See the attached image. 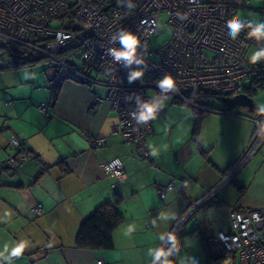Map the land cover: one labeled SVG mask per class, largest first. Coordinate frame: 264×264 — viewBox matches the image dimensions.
Returning <instances> with one entry per match:
<instances>
[{
  "label": "crops",
  "instance_id": "0c3cea01",
  "mask_svg": "<svg viewBox=\"0 0 264 264\" xmlns=\"http://www.w3.org/2000/svg\"><path fill=\"white\" fill-rule=\"evenodd\" d=\"M249 2L236 15L264 20V0ZM37 63L5 62L0 67V160L13 152L11 133L23 139L30 153L12 172L0 164V251L5 244L11 248L30 241L10 264H151L147 251L159 246V233L168 232L192 204L217 188L182 224L171 260L181 264L191 257L196 264H207L208 247L223 251L215 234L228 229L231 209L264 210V142L220 186L250 142L255 129L251 120L229 112L205 113L167 94L163 114L152 120L142 150L113 131L119 119L106 86L86 84L62 70L39 72ZM252 97L254 111L238 110L256 116L264 105V89ZM42 103L49 116L39 110ZM98 136L104 138L102 145L92 143ZM151 148L156 156L149 154ZM113 158L124 165L123 180L104 174L101 164ZM159 183H172L174 191L161 199L155 188ZM115 200L122 219L112 233L113 248L77 247L81 222L101 203ZM37 203L42 212L33 215L30 208ZM161 211H173L177 218L157 221L154 228L151 221ZM129 225L135 226L131 235L126 234Z\"/></svg>",
  "mask_w": 264,
  "mask_h": 264
},
{
  "label": "built area",
  "instance_id": "2783aa9c",
  "mask_svg": "<svg viewBox=\"0 0 264 264\" xmlns=\"http://www.w3.org/2000/svg\"><path fill=\"white\" fill-rule=\"evenodd\" d=\"M132 2L135 8L130 11L125 6L127 0L124 4L118 3V0H0V40L6 45L27 48L55 61L70 78L106 86L107 98L119 119V126L113 131L120 133L127 143L139 145L142 150H145L146 137L152 133V120L138 125L130 113L138 109L137 96L142 101H149L153 96L160 95L155 81L165 74H171L176 80L177 91L168 94L190 105L189 97L199 89L209 93L201 99L206 106L216 103L218 96L249 95L264 89V61L251 64L248 60L253 51L264 47V40L248 38L249 29L242 30L236 40L227 35L226 21L236 16L239 6L249 5V0ZM185 15L186 19L180 18ZM52 22L56 25L52 26ZM122 29L133 32L140 39L137 58L144 63L125 67L123 61L115 62L108 54V49L120 47L118 40L115 43L110 41ZM166 31L168 38L153 50L151 36ZM68 47L77 49V60L74 57L69 60L58 57L59 52ZM4 53L0 51V67L6 62ZM75 60L78 65L70 63ZM136 69L144 70L143 82L129 83L127 77L131 70ZM128 96L131 99H126ZM38 108L49 116L44 103ZM237 108L235 106L229 113L251 120L255 129L246 150L220 186L232 179L264 142V131H261L264 114L249 116ZM161 114L162 109L157 116ZM92 143L102 145L104 138L94 137ZM8 145L13 152L0 160V164L12 172L30 157V153L16 133L9 135ZM114 161H119V164L113 166L111 173L105 172V168ZM101 167L108 177L125 178L124 165L119 158L103 162ZM155 188L161 199L174 191L172 183H159ZM216 190L192 204L186 215L168 232L175 233L178 238L185 220ZM30 212L40 215L42 205H33ZM227 218L228 229L215 234L223 249L235 253L238 264H264V210L231 209ZM169 259L172 260V256ZM97 263L104 264L102 260ZM0 264L4 263L0 261Z\"/></svg>",
  "mask_w": 264,
  "mask_h": 264
},
{
  "label": "clouds",
  "instance_id": "9594fccd",
  "mask_svg": "<svg viewBox=\"0 0 264 264\" xmlns=\"http://www.w3.org/2000/svg\"><path fill=\"white\" fill-rule=\"evenodd\" d=\"M118 3L124 4V0H118ZM125 6L130 11L135 8V4L132 0H127ZM180 18L186 19L187 17L185 15ZM226 27L228 29L227 35L232 40L238 39L241 31L244 29H249L247 32L248 38H252L257 41L264 40V20L242 19L239 15H236L226 21ZM117 40L119 41L120 47L108 49V54L112 56L115 62L119 63L123 61L125 67H130L134 63L137 65L144 63L142 59L137 58V49L141 42L136 34L122 29L111 37L110 42L115 43ZM248 60L251 64H257L260 61H264V47L253 51L248 57ZM144 74L143 69L131 70L127 77L128 82L133 83L137 80L143 82ZM155 83L160 89V95L153 96L149 101H142L140 97L137 96L138 109L130 113L131 118L135 120L138 125H143L151 120H154L157 113L164 108V102L168 99L167 94L177 91L176 80L171 74H165L161 79L155 81ZM126 99H131V96L126 97ZM258 113L264 114V105L258 107ZM261 131H264V123L261 124ZM149 154L156 156V149L151 148ZM117 164H119V161H114L112 165L105 168V172L111 173L113 166ZM116 175H119V173H116ZM176 218L177 215L173 211H161L158 213L156 218L152 219L151 225L156 228L159 226L157 221L168 222L176 220ZM134 231L135 226L129 225L126 234L131 235ZM158 239L160 241L159 246L151 247L147 251V255L151 257V264H172L169 257L178 252V238L176 234L173 232H161L158 235ZM29 244L30 241L28 240H21L11 248L5 244L3 251H0V261L6 260L9 261L10 264L11 258L20 257ZM5 253L8 255H5ZM187 262L196 264L195 260L191 257L182 258L181 264H187Z\"/></svg>",
  "mask_w": 264,
  "mask_h": 264
},
{
  "label": "trees",
  "instance_id": "16d2710c",
  "mask_svg": "<svg viewBox=\"0 0 264 264\" xmlns=\"http://www.w3.org/2000/svg\"><path fill=\"white\" fill-rule=\"evenodd\" d=\"M0 51H5L9 54L13 60H18L23 57H26L30 53H35L32 50L16 46L14 44H5L0 42ZM61 59L69 60V58L74 57L77 60L78 53L77 49L71 47L61 50L58 54ZM70 62L74 65L78 64L77 61ZM30 61L26 62H13L14 65L17 64H30L33 63ZM82 68V67H81ZM60 70V68H59ZM255 92L249 93L250 96H253ZM209 95L207 90L199 89L195 94H192L190 98V103L193 107L201 110L202 112H229L234 109L233 106H228L226 104H209V106L204 104L202 98H206ZM222 97H216V101H221L224 103ZM117 201H105L97 206L79 225V228L76 233L75 244L79 248L90 249V250H110L113 248V239L112 233L117 227L119 222L122 219V214L117 207ZM223 248V247H222ZM224 252L225 249H223Z\"/></svg>",
  "mask_w": 264,
  "mask_h": 264
},
{
  "label": "rangeland",
  "instance_id": "374dc122",
  "mask_svg": "<svg viewBox=\"0 0 264 264\" xmlns=\"http://www.w3.org/2000/svg\"><path fill=\"white\" fill-rule=\"evenodd\" d=\"M240 15V14H239ZM52 26L56 25V22H52L51 23ZM169 36L168 31H166L163 34H160L158 36H151L150 38V43H151V48L153 50H156ZM1 42V40H0ZM35 52V51H33ZM4 59L6 62H26V61H30L31 62H38L37 65L35 66V70L39 71V72H43V70H48V72H52V71H57L59 70L58 68H60L58 65H56L51 59L46 58L45 56L35 52V53H30L29 55H27L26 57H23L21 59L18 60H13L12 57L9 56V54L4 53L3 55ZM59 57V56H58ZM60 58V57H59ZM40 62V64H39ZM76 65H78L77 63H75ZM44 70V71H45ZM62 72L64 71V73H66L65 69H61ZM260 95H262V91H259L255 96L254 99L256 98V100H258L260 98ZM218 103L221 101H217ZM237 109H241L242 111H246V109L244 108H237ZM233 183V182H232ZM217 246V245H216ZM204 260L206 261L207 264H238L237 258H236V254L235 253H230V252H224L222 251V249L220 247H214L213 244L211 245V247L208 249H206L204 251Z\"/></svg>",
  "mask_w": 264,
  "mask_h": 264
},
{
  "label": "water",
  "instance_id": "95a60500",
  "mask_svg": "<svg viewBox=\"0 0 264 264\" xmlns=\"http://www.w3.org/2000/svg\"><path fill=\"white\" fill-rule=\"evenodd\" d=\"M224 103L228 106L241 107L249 111H254L256 109V103L253 97L245 93L227 97L224 99Z\"/></svg>",
  "mask_w": 264,
  "mask_h": 264
}]
</instances>
